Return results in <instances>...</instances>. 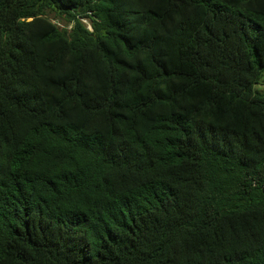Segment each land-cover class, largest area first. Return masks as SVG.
I'll return each instance as SVG.
<instances>
[{
  "label": "trees",
  "instance_id": "16d2710c",
  "mask_svg": "<svg viewBox=\"0 0 264 264\" xmlns=\"http://www.w3.org/2000/svg\"><path fill=\"white\" fill-rule=\"evenodd\" d=\"M263 75L264 0H0V264H264Z\"/></svg>",
  "mask_w": 264,
  "mask_h": 264
},
{
  "label": "rangeland",
  "instance_id": "374dc122",
  "mask_svg": "<svg viewBox=\"0 0 264 264\" xmlns=\"http://www.w3.org/2000/svg\"><path fill=\"white\" fill-rule=\"evenodd\" d=\"M48 15L58 25H60L61 27L64 26L65 21L62 18L56 16L54 12H49ZM255 90H257V91L259 90V91H261V93L264 94V75H263L262 80H260V82L255 85Z\"/></svg>",
  "mask_w": 264,
  "mask_h": 264
},
{
  "label": "built area",
  "instance_id": "2783aa9c",
  "mask_svg": "<svg viewBox=\"0 0 264 264\" xmlns=\"http://www.w3.org/2000/svg\"><path fill=\"white\" fill-rule=\"evenodd\" d=\"M82 20H83L85 23H87V24H88V27L91 29V25H90V23H89L88 18H83ZM69 27H71V25H69Z\"/></svg>",
  "mask_w": 264,
  "mask_h": 264
}]
</instances>
